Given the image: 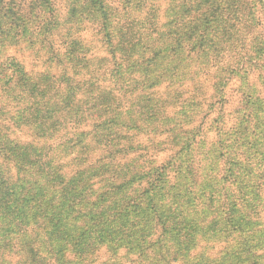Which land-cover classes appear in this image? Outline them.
Segmentation results:
<instances>
[{
  "label": "trees",
  "instance_id": "1",
  "mask_svg": "<svg viewBox=\"0 0 264 264\" xmlns=\"http://www.w3.org/2000/svg\"><path fill=\"white\" fill-rule=\"evenodd\" d=\"M155 1L89 0L91 7L78 14L71 0L67 13L62 14L54 0H41L38 8L43 13L47 10L46 17L24 40L33 57L18 56L23 40L17 43L15 54H3L2 256L18 254L23 257L20 264H91L95 251L103 244L107 248L113 234H119L125 246L135 243L144 250L140 254L145 260L146 252L156 243L147 242V230H158L159 241L170 234L175 243L163 244L157 256L161 264H263L264 256L255 250L256 243L242 239L245 232L240 223H236L241 228L236 232L235 214L244 212L233 201L232 185L239 181L231 158L221 154V159L197 162L203 147L198 137L211 113L201 118L187 116V126L172 123L173 108L182 104L192 110L203 109L215 92L225 90L238 69L227 68L228 82L220 88L217 79L211 80L212 75H218L213 71V61L198 72L204 34L197 41L187 35L193 39L187 52V59L193 61L189 68L177 62L173 74L165 70L153 78L161 54L171 60L176 55V39L164 35L163 11L159 13L161 8ZM233 1L238 12L236 26L241 31L242 61L250 74L264 75V30L256 29L263 22L254 27L245 2ZM22 5L31 21L33 8L29 3ZM95 7H100L101 15L94 14ZM257 37L263 49L260 55L249 52ZM263 92L264 87L258 97L264 101ZM247 98L248 105L251 96ZM144 104H148L147 111ZM219 130L216 124L207 131L217 135ZM205 143H209L211 155L220 142L205 138ZM177 146L180 149L176 151ZM168 149L175 152L160 161ZM183 152L188 153L187 164L179 161ZM201 153L205 158L207 154ZM258 171L260 188L264 168ZM212 173L216 175L209 176ZM200 180L214 183L205 200L190 196V181L198 185ZM178 186L188 191L186 213L178 212L180 202L174 198L170 204L166 202V195L173 194ZM139 212H149L146 215L153 225L146 228L136 220ZM257 213L263 219L261 210ZM204 236L213 243V249L215 242L223 244L217 260L196 252ZM77 245L85 251L80 257H72ZM191 247L195 249L188 252ZM1 255V264H16Z\"/></svg>",
  "mask_w": 264,
  "mask_h": 264
},
{
  "label": "rangeland",
  "instance_id": "2",
  "mask_svg": "<svg viewBox=\"0 0 264 264\" xmlns=\"http://www.w3.org/2000/svg\"><path fill=\"white\" fill-rule=\"evenodd\" d=\"M54 1L56 2L55 7H57V10L62 14L67 13L69 5L72 2L75 3L78 14L80 11L88 10L91 7L89 0H72V2H70L71 0ZM131 1L139 2L140 0ZM40 2L41 0H0V64L5 57L3 54L7 52V55H13L17 52L18 46L16 45H18L17 43L21 40H23L24 44L21 46L23 47L22 51L17 53L18 56H21L22 59L25 57H33L30 56L31 50L24 40L29 38L30 34H34L36 24L46 17L47 10L43 13V11L38 8ZM151 2L152 0H146V4H150ZM155 2H157L161 8V12L159 13L162 14L163 11L162 23L164 26L162 29L165 30L164 35L173 36L176 39V55L171 60V58L169 59L164 54H161L160 59L157 60L153 68V78L161 76L165 73V70L173 74L177 62L182 63L184 65L183 67L189 68L187 66L192 64L193 61L187 59V52L189 51L188 46L193 39L186 37L187 35L196 37L194 41H197L200 40L201 35L204 34L205 40L202 42L203 51L200 54L202 56V62L198 68V72L202 65L213 61L212 64H215L213 71L217 70L216 74L218 75L217 77L212 75L211 80L216 81L217 79L220 88L225 85L223 82H228L229 72L226 71L227 68L235 66L238 69L237 74L234 75L236 77L229 80V84L224 87L225 90L221 93L215 92V96L206 101V105L208 106L205 105L203 109L198 108L197 110H192L190 106L180 104L173 108V111H170H172L171 114L173 115L172 123L182 122L185 126H187L188 122L186 119L187 116L192 117L194 115L196 118H201L206 113H211L207 125H205V129L202 132V136L198 137L200 141L199 145L203 147L199 151L197 162L204 159L210 162V158H220L221 154L225 156L228 155L229 158H231L232 168L234 169L233 173H235L239 181L238 184L232 185L234 192L233 201L239 203V207L242 208L244 212L243 215H240L241 213H234L236 232L242 228L241 230L245 232V235L240 234L242 239L244 238L251 243L255 242V250L263 257L264 182H262V186L259 188L260 180L258 170L264 168V101L258 97V94L261 93V88L264 87V75L259 76L255 75V73L250 74L249 68H247L244 61H242V51L240 50L241 31L240 27L236 26V23H238V12L234 8L235 3L233 0H156ZM243 2H245V11L250 14L249 20L251 24L256 27V25L258 26V21L263 22V26H260L261 28H256L263 32L264 0H243ZM23 3H29L33 8V19L31 21L26 17L28 14L26 9H22ZM149 6L150 5H147V8H149ZM93 10L94 14L101 15L102 10L100 7H95ZM205 11H207L205 15H202ZM38 14L40 16L39 19L35 16ZM233 24H235V26ZM166 31L171 33L167 34ZM228 32H230V34H228ZM254 40L249 52L258 55L263 54L259 38L257 37ZM169 43V46H172V42L169 41ZM169 48L171 47H167L166 50ZM27 62H29V60ZM202 80H204V77L201 78V81ZM189 88L193 89V86ZM241 91L243 93L242 97ZM262 94L264 95V92ZM248 96H251V98H249L250 102L247 105ZM144 105L146 106L144 110L147 111L149 108L148 104ZM196 113H198L197 116ZM215 117H218V122H216V124H219L220 127V132L217 135L212 131H207L211 125L215 127V123L211 124ZM205 138L211 143L214 141L220 142L213 148L211 155L208 153L209 143L206 145ZM157 139L158 138H155V141H157ZM163 139L164 137H162V140ZM178 149H180L179 146L175 148L176 151ZM175 150L168 149L167 153H164V155L161 154V159L159 160L166 159L172 152L174 153ZM201 151H203V154H207L205 158L200 156L202 154ZM179 161L187 164L188 153H180ZM251 162L255 163V165L252 166ZM259 162H263V166L260 165ZM213 175L216 174L212 173L209 176ZM200 182V184L195 185L190 181L191 188L189 191L192 199L199 197L205 200L204 197L209 195L212 191L209 186L214 184L213 181L210 180V182L207 181L202 183L200 180ZM241 187H243L242 190ZM241 191H243V194H241ZM187 192L185 189H181L178 186L173 194L166 195V202L170 204L174 198V200L180 202L178 212L186 213L188 211L187 199L185 196ZM173 206L175 207L176 204L173 203ZM194 206L196 207V205ZM166 207H168V205H166ZM258 209L261 210L262 214L260 216H262L263 219H259L255 214ZM233 210L235 211L238 209ZM248 213H250V217L247 216ZM146 214L150 215L149 212H139L135 215L137 216L136 220H140L141 224L146 225V228H148L152 226L153 223L148 220ZM141 216H144V218L139 219ZM236 223H240L239 226H241V228H239ZM249 232H251V235ZM159 238L160 231L148 232L147 230V242L154 240L156 243L150 246V249L146 252V259L144 260V257H141L140 254L144 252V250L140 251L135 243L125 246L120 235L113 234L112 241L107 248L104 246L105 244H103L100 251H95V256L93 257L94 261L91 264H161V262H157V256L161 252L163 244L165 243L167 246H173L175 243L172 241L174 238L171 237L170 234L163 235L161 237L162 241H159ZM205 238L208 239L207 236L201 238L202 240L196 252L206 253L208 256L217 260L220 258L218 253L223 244L215 242V248L213 249V243ZM116 240L118 241L116 242ZM216 240H218V238H216ZM83 241L86 242L87 239L84 238ZM193 249L195 248L191 247L188 252ZM83 251L85 250H83L82 246L77 245V248L72 251L71 255L72 257H80ZM76 252H78V254H75ZM1 254L0 252V255ZM21 256H23V253ZM4 257V260L16 262V264H20L23 259V257L21 258L18 254L13 255L9 253L4 254L2 259ZM25 260H27V258H25L24 261ZM262 260L264 264V257Z\"/></svg>",
  "mask_w": 264,
  "mask_h": 264
}]
</instances>
